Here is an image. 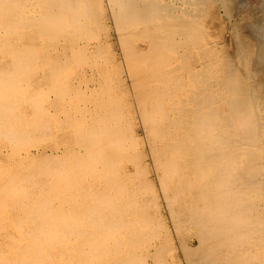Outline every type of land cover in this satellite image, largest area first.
<instances>
[{"label": "bare ground", "instance_id": "1", "mask_svg": "<svg viewBox=\"0 0 264 264\" xmlns=\"http://www.w3.org/2000/svg\"><path fill=\"white\" fill-rule=\"evenodd\" d=\"M218 1L109 0L125 91L101 0H0V264H264V20Z\"/></svg>", "mask_w": 264, "mask_h": 264}, {"label": "rangeland", "instance_id": "2", "mask_svg": "<svg viewBox=\"0 0 264 264\" xmlns=\"http://www.w3.org/2000/svg\"><path fill=\"white\" fill-rule=\"evenodd\" d=\"M101 1H102V4H103V10H102L103 11V22H104V24H103L104 29L103 30H106V32L103 31V33H104L103 36H102L103 42L105 41L104 43H105L107 49L109 50V52L111 51L113 53V56H114V63L113 64L115 65L117 63L119 65L118 66V69H120V74L123 77V80H125L124 89H125V91H128L130 89V83L126 79V74L127 73L125 72V70H126V64H125V60H124V56H123L124 55V41H123V36H122V33L123 32L125 33V31H126V28L124 29V27H126L125 24H126V21L127 20L126 19H121V18L119 19L118 16H117V19H116L114 17L113 13H112V10H111V7H110V3L108 5V1L109 0H101ZM227 1L230 3V5H232L231 6L232 9H231V7H229V8L227 7L228 10H230L231 12H234V10H235V12L233 14L234 15L236 14L237 17H236V15L235 16H232L230 14V11H228L229 12V15H227L228 16V18H227L226 14L223 15L224 14L223 8H221L222 9L221 10V13H219L218 16H219V18L221 20L220 27H221V29H224L225 30V35H226V38H225V40H223V43H224L225 47L230 46V51H233L235 49V47H236L235 45L237 44V37L236 38H233L234 37V34L233 33L237 31L238 34H236V35L239 37V44H240V42L242 44L244 42L245 38L243 40V38H241V35L247 33V31H249V29H247V30L245 29L247 27L244 24H249V23H252V22L254 24H259V23H261L264 20L263 19L264 18V16H263L264 15V12L262 11V8L259 9V7H258V6L264 4V0H249V1H247L246 6L248 5L247 7H250V8H247L246 7L247 12L245 11V8H241L238 5H233V0H227ZM253 2H255V3H253ZM218 3H220V2L218 1ZM200 5H201V3H200ZM212 5H213V0H205L204 4L201 5V6H204L205 8L207 7L209 9V10H207V8H206V16H205V19H204V23H205L204 28L207 29V30H211V26L209 24H210V20H211L210 16L212 15V14H210L212 12ZM221 5H222V0H221V3L219 4V6H221ZM233 6H236V7L238 6V7H237V9H235L236 7H233ZM253 7H254V9H253ZM255 7L258 9L256 13H255V11H256ZM248 9H250V11H253V10H255V11H253V14H250V11ZM260 10H261V12H260ZM173 11H175V8L174 7H173ZM239 12L241 14H239ZM247 13H249L250 15L247 14ZM257 13L258 14L260 13L259 15H257L259 17H256L255 18V15ZM230 15L232 16V18L230 17ZM241 17H242V19H241ZM243 17H244V19H243ZM248 18L250 20H247ZM252 18L255 19V22H254V20ZM132 21H133V23L135 25L136 20L134 19ZM236 22L238 23V25H237ZM233 25H234V27H233ZM238 29H239V31H238ZM241 29H242V31H241ZM242 32H244V33H242ZM239 34H241V35H239ZM242 37H243V35H242ZM105 38H106V40H105ZM230 38H232L231 39L232 41H230ZM240 38L242 39L243 42L241 41ZM233 39H235V40L233 41ZM229 42H232V44L229 45ZM234 42H236V44ZM135 45L137 47H140L141 46V47L144 48V47H146L147 42L145 40L144 41L139 40V41H136L135 42ZM261 53H263V52H261ZM263 55H262V57H263ZM255 59H256V57L253 59L254 60L253 63H252V65L254 64L253 66H256V60L257 59L256 60ZM262 61L264 62V57L262 58ZM113 66L110 65V69H113ZM93 73H95V72L90 71L89 72V75L91 76ZM131 103H132L133 109L135 110L136 108H135L134 103H133L132 100H131ZM135 114H136V112H135ZM135 132H136V134H137V136L139 138H143V136H144L143 135L144 134L143 133V130H142V128L138 124L135 127ZM145 162H146L147 166L149 167V172H148L149 179L152 180L154 184L157 181V183L155 185L158 186V180H157V177L155 175L156 172H155V169L153 167V163H152L151 159L146 158ZM163 213L165 215H167V212L165 210H163ZM166 220H168V219L166 218ZM169 222H170V220L167 221L168 224H169ZM175 240L178 243L176 245L177 246H180V248L178 250L179 258H180L181 262L184 264V263H186V261H185L186 255H185V252L183 251L184 249H182V247H181V244H182L180 242L181 240H180L179 237H178V240H177V238H175ZM185 240H186L185 243L188 245V247L190 246V247L195 248L197 246V244H198V240H197L196 237L188 236ZM179 242L181 243L180 245H179Z\"/></svg>", "mask_w": 264, "mask_h": 264}]
</instances>
